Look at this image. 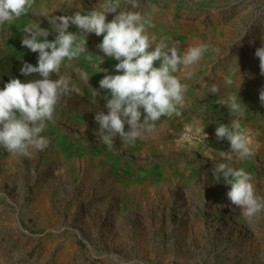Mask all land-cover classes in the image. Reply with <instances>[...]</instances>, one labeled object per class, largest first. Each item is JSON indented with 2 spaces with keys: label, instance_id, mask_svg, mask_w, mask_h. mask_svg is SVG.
Wrapping results in <instances>:
<instances>
[{
  "label": "rangeland",
  "instance_id": "1",
  "mask_svg": "<svg viewBox=\"0 0 264 264\" xmlns=\"http://www.w3.org/2000/svg\"><path fill=\"white\" fill-rule=\"evenodd\" d=\"M100 3L33 0L28 14L0 25V74L37 63L38 53L21 43L26 25L39 22L51 30L43 13L71 15ZM138 3L135 10L150 17L149 31L158 40L181 51L207 45L199 63L184 70L193 73L183 80L184 106L178 115L161 117L134 144L117 137L109 149L94 120L95 112H107L106 93L94 95L93 88L99 89L105 74L99 66L114 74L118 61L105 57L100 65L102 36L86 35V51L61 66L60 74L71 75L79 92L60 98L43 133L47 147L29 157L0 148V264H264V211L245 218L228 200L229 186L213 177L219 153L228 150L215 128L237 118L218 100L239 95L247 106L242 124L253 155L231 163L251 173L257 195L264 197V74L255 55L264 44V0ZM121 7H128L126 0ZM69 31L84 39L75 25ZM55 35L50 31L48 39ZM76 69L86 71L89 82ZM37 78L33 73L21 80ZM186 124L205 127L208 137L186 136Z\"/></svg>",
  "mask_w": 264,
  "mask_h": 264
},
{
  "label": "clouds",
  "instance_id": "2",
  "mask_svg": "<svg viewBox=\"0 0 264 264\" xmlns=\"http://www.w3.org/2000/svg\"><path fill=\"white\" fill-rule=\"evenodd\" d=\"M128 7H121V0H101L98 8L87 11H74L71 15H52L43 13L50 22L51 30L40 23L26 25L23 29L22 45L31 52L38 53L37 63L24 62L21 73L25 76L37 74V79L21 80L13 77L0 87V148L9 154L29 157L33 151L44 150L49 139L43 135L60 98L79 88L73 84L71 75H61L60 69L65 62L76 59L86 51V35L102 36L97 45L105 57L118 61L115 73L99 66V72L105 74L99 80V89L93 88V94L104 90V110L95 112L94 120L98 124L96 134L109 149L114 146L115 138L122 143L134 144L145 133L154 130L161 117L178 115L185 104L188 85L184 79L192 76L184 71L199 63L207 50V45L195 43L181 51L175 44L150 33V17L141 11L138 0H126ZM33 8V0H0V25L11 23L26 15ZM114 13L111 20L107 14ZM75 25L84 34L78 40L77 33L69 31ZM50 31L56 33L54 39H48ZM259 58L261 73L264 74V44L255 50ZM238 65V59H237ZM80 79L89 82V75L82 69H76ZM241 76L240 87L243 83ZM183 72V78L178 73ZM53 74L57 78L53 79ZM225 83L233 84L231 78ZM216 92L215 85L211 89ZM259 100L264 104V88L259 92ZM235 117L215 128L219 141L228 142V150L219 153L220 162L213 167L216 181L223 180L229 186L227 198L232 205L240 209L241 214L250 219L264 211V197L258 196L252 182L251 173L245 168L234 167L233 160L246 161L253 155L249 130L243 126L242 119L247 106L239 95L219 99ZM127 125V128H126ZM205 127L197 124L185 125L186 136L208 137ZM204 155L209 160L216 157L211 152Z\"/></svg>",
  "mask_w": 264,
  "mask_h": 264
},
{
  "label": "trees",
  "instance_id": "3",
  "mask_svg": "<svg viewBox=\"0 0 264 264\" xmlns=\"http://www.w3.org/2000/svg\"><path fill=\"white\" fill-rule=\"evenodd\" d=\"M7 75H9L10 78L18 77L20 79H25L28 77V76L23 75L21 73V70H12V71H8V72L5 71L2 74H0V84H1V82H3V80H6L7 78H9V77H6Z\"/></svg>",
  "mask_w": 264,
  "mask_h": 264
}]
</instances>
